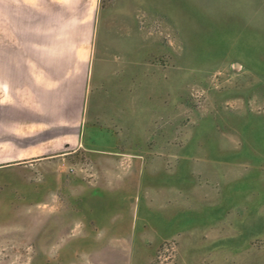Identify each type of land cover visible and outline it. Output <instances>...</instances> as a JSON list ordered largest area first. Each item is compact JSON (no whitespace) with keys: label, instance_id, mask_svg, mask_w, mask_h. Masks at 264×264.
Segmentation results:
<instances>
[{"label":"rangeland","instance_id":"374dc122","mask_svg":"<svg viewBox=\"0 0 264 264\" xmlns=\"http://www.w3.org/2000/svg\"><path fill=\"white\" fill-rule=\"evenodd\" d=\"M94 56L87 134L145 164L133 209L109 236L79 217L93 152L43 161L67 189L0 163V264H264V0H100Z\"/></svg>","mask_w":264,"mask_h":264},{"label":"crops","instance_id":"0c3cea01","mask_svg":"<svg viewBox=\"0 0 264 264\" xmlns=\"http://www.w3.org/2000/svg\"><path fill=\"white\" fill-rule=\"evenodd\" d=\"M99 4L100 0H0V163L37 158L41 179L50 178L53 187L67 189V169L43 161L80 150L93 152L95 183L78 176L72 184L79 217L102 222L103 235L109 236L116 211H132V197L146 166L138 159L122 162L126 138L87 134ZM153 168L158 169L152 167V172ZM66 193L61 196L66 198ZM92 231L100 232L92 227L86 235ZM95 241L91 251H111L114 245L107 239Z\"/></svg>","mask_w":264,"mask_h":264},{"label":"built area","instance_id":"2783aa9c","mask_svg":"<svg viewBox=\"0 0 264 264\" xmlns=\"http://www.w3.org/2000/svg\"><path fill=\"white\" fill-rule=\"evenodd\" d=\"M70 170L71 171H76V168L71 167ZM81 170L88 171V170H90V166H87L86 168H81ZM91 175H93V173Z\"/></svg>","mask_w":264,"mask_h":264}]
</instances>
